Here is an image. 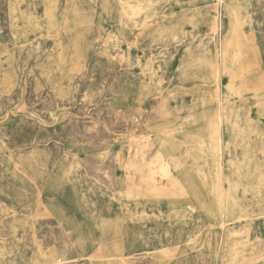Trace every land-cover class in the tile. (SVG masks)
Segmentation results:
<instances>
[{
  "label": "rangeland",
  "instance_id": "1",
  "mask_svg": "<svg viewBox=\"0 0 264 264\" xmlns=\"http://www.w3.org/2000/svg\"><path fill=\"white\" fill-rule=\"evenodd\" d=\"M229 3L0 0V264H264V0L241 93Z\"/></svg>",
  "mask_w": 264,
  "mask_h": 264
},
{
  "label": "bare ground",
  "instance_id": "2",
  "mask_svg": "<svg viewBox=\"0 0 264 264\" xmlns=\"http://www.w3.org/2000/svg\"><path fill=\"white\" fill-rule=\"evenodd\" d=\"M138 2L139 1H136L135 3H138ZM142 6L143 5H140V4L136 5L135 9L137 10V13L142 11V9H143ZM247 23H248L247 20H245L243 22L245 27H246ZM217 26H218V16L216 18H214L213 20H211V22L209 23L210 30H214L215 28H217ZM164 33H165V34H163L164 38L166 37L167 39H175L182 34L181 31H179L178 28H176V27L174 29H172V28L167 29V30H165ZM262 40H264V39H262ZM252 45H253V42L249 38L240 39V38H232V37H228V36H224L220 42L219 52H220V57H221V61L223 64V65H221V67L223 66L222 70H223L224 74H227L230 79L237 82V87H239V89L237 88L235 90L236 93H241L245 89V87H244L245 75L249 76V73H250L252 79H254V80L258 79V77H255V75H256V63L254 61L255 60L254 56H256V52H255V49L253 48ZM190 51L191 52H189L187 54V56L184 60V63L182 65L183 69L181 68V71L184 74L183 79L194 78V79H199V80L205 81L207 79L214 78V76H215L214 72L215 71L213 69V65H214L213 60L211 58H207L205 56V54L202 53V51H199L200 52L199 55H197V53L193 52L191 49H190ZM195 51H196V49H195ZM218 81H219V78H218ZM233 84L230 85L231 87L228 86V89L229 88L233 89V87H234ZM206 86H207V84H206ZM203 90H204V88H203ZM159 157H162V155H160ZM219 157H220V155H219ZM162 159H163V157H162ZM160 170H161V173L163 175H167L170 171L169 163H167V161L163 162V164H161V166H160ZM212 187H213L212 190H214V192L216 193V197H223L222 190H221L220 184L218 182H215L214 186H212ZM252 240H253V238H252ZM110 260H112V259H110Z\"/></svg>",
  "mask_w": 264,
  "mask_h": 264
},
{
  "label": "crops",
  "instance_id": "3",
  "mask_svg": "<svg viewBox=\"0 0 264 264\" xmlns=\"http://www.w3.org/2000/svg\"><path fill=\"white\" fill-rule=\"evenodd\" d=\"M228 1L230 2L228 4V6H230L231 8L230 10L232 11L234 9V11L238 13L236 15H233L231 13L228 14L229 18L226 21L229 22V29L226 30V36L232 37V38H240V39L249 38L253 42V45H252L253 48L257 49L255 39L252 37L251 31H249L248 15L241 14L240 12V9L242 6L241 0H228ZM245 20L248 21L246 27L243 24Z\"/></svg>",
  "mask_w": 264,
  "mask_h": 264
}]
</instances>
